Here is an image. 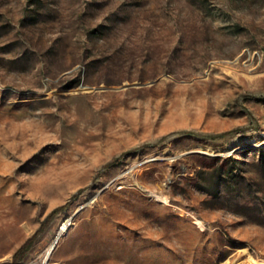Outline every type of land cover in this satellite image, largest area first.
Wrapping results in <instances>:
<instances>
[{
    "label": "rangeland",
    "instance_id": "obj_1",
    "mask_svg": "<svg viewBox=\"0 0 264 264\" xmlns=\"http://www.w3.org/2000/svg\"><path fill=\"white\" fill-rule=\"evenodd\" d=\"M50 249L264 264V0H0V264Z\"/></svg>",
    "mask_w": 264,
    "mask_h": 264
},
{
    "label": "trees",
    "instance_id": "obj_2",
    "mask_svg": "<svg viewBox=\"0 0 264 264\" xmlns=\"http://www.w3.org/2000/svg\"><path fill=\"white\" fill-rule=\"evenodd\" d=\"M190 132V131H189ZM191 133V132H190ZM217 135H212V137H216ZM65 206L57 207L53 210L52 214H50V218L54 216L56 213H58L61 209H63ZM49 218V219H50ZM45 226L40 227L30 238L27 239V241L16 251L14 254L15 260H20L25 253L29 250V248L33 245L34 241L36 240L39 233H41L44 230Z\"/></svg>",
    "mask_w": 264,
    "mask_h": 264
},
{
    "label": "bare ground",
    "instance_id": "obj_3",
    "mask_svg": "<svg viewBox=\"0 0 264 264\" xmlns=\"http://www.w3.org/2000/svg\"><path fill=\"white\" fill-rule=\"evenodd\" d=\"M66 226H67V224H64L63 227H62V230L66 229ZM52 248H53V245H52ZM51 249L49 250V252L47 253V255L45 257V260L43 262L44 264H56V263L50 261V258H51Z\"/></svg>",
    "mask_w": 264,
    "mask_h": 264
}]
</instances>
